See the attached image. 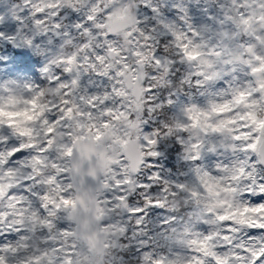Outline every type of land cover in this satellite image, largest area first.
<instances>
[{"label":"clouds","instance_id":"9594fccd","mask_svg":"<svg viewBox=\"0 0 264 264\" xmlns=\"http://www.w3.org/2000/svg\"><path fill=\"white\" fill-rule=\"evenodd\" d=\"M0 264H264V0H0Z\"/></svg>","mask_w":264,"mask_h":264}]
</instances>
